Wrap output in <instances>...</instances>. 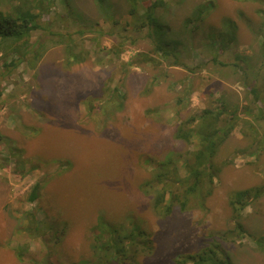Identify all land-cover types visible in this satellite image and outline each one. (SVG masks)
I'll list each match as a JSON object with an SVG mask.
<instances>
[{"label": "rangeland", "instance_id": "374dc122", "mask_svg": "<svg viewBox=\"0 0 264 264\" xmlns=\"http://www.w3.org/2000/svg\"><path fill=\"white\" fill-rule=\"evenodd\" d=\"M155 1L167 51L142 26ZM136 2L0 0L38 24L0 39V264H175L205 248L264 264V193L239 219L231 203L264 192V0ZM205 109L231 128L212 192L163 216L145 182L169 156L188 176ZM135 225L151 251L113 258L112 227Z\"/></svg>", "mask_w": 264, "mask_h": 264}, {"label": "trees", "instance_id": "16d2710c", "mask_svg": "<svg viewBox=\"0 0 264 264\" xmlns=\"http://www.w3.org/2000/svg\"><path fill=\"white\" fill-rule=\"evenodd\" d=\"M97 1L100 5H103L105 0ZM133 3L134 7L132 11L137 12L136 0H133ZM158 4L155 1L147 7L145 13L146 21L142 22V26L148 25L152 27L153 33L158 38L159 49L167 51L165 49V45L168 44L165 36L166 28L164 23L155 15V8ZM35 17L36 15L31 11L22 12L15 17L4 13L0 9V39L28 36L32 30L38 28ZM220 116L221 112H215L211 109H205L200 116V123L197 127L199 146L194 152V161L186 164L188 176L183 177L179 174L177 167L174 166L173 158L169 156L161 163L160 167L154 170L152 177L145 182L147 192L155 191L153 205L159 214L163 216L169 215L173 210L174 201L176 200L180 202L181 209L185 210L188 207L190 196L198 197L200 205L202 204L204 207V200L212 192V184L216 174L212 159L231 130L230 127L223 129L218 126ZM180 131H177L176 136L186 140L191 139L193 130L183 131L182 133ZM179 190H183L182 199H180V195L178 194ZM263 193V190L259 187L235 191L231 198L235 211V219L241 218L242 211L248 204V198L259 197ZM167 194L171 195L172 200L170 202L167 201ZM236 225L240 229L242 228L240 221ZM112 228H114L111 230L112 243L110 241L108 243L115 249L113 258L126 256L130 244H142L145 252L151 251L152 240L149 234L147 235L138 226L135 225L132 232L128 234L126 232L119 233V229L116 226ZM100 230L102 232L104 227L100 226ZM125 241H128V243ZM258 241L262 245L263 241L261 239ZM102 245L104 247L105 244L103 243ZM189 260H192L193 264H232L227 253L219 258L217 257V252L212 248H205L195 254L181 255L176 258L175 264H185Z\"/></svg>", "mask_w": 264, "mask_h": 264}]
</instances>
